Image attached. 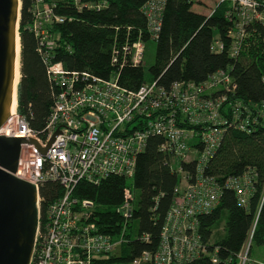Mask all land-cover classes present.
<instances>
[{
	"label": "built area",
	"instance_id": "built-area-1",
	"mask_svg": "<svg viewBox=\"0 0 264 264\" xmlns=\"http://www.w3.org/2000/svg\"><path fill=\"white\" fill-rule=\"evenodd\" d=\"M218 4L225 6L230 39L225 47L217 36L212 51L219 54L225 50L235 60L257 48L264 65V0H218ZM34 5L30 30L39 52L47 56L44 51L50 50L53 42L46 26L64 19L54 15L44 0H34ZM164 5V0H149L141 7L151 40L158 36ZM143 53L141 41L113 48L114 68L107 78L87 71L68 73L60 63L48 64L57 93L44 128L38 132L18 113L16 96L11 98L10 114L0 126V136L30 137L44 148L57 129L62 132L45 155L33 143L20 145L13 176L32 184L36 194L37 227L28 264H102L109 256H117L136 199L131 184L136 158L151 137L160 139L158 151L169 158L179 185L173 191L157 251L143 252L131 264H183L206 254L198 234V218L218 206L221 188L213 177L204 174L205 167L227 130L249 134L263 124L264 102L245 103L235 98L236 86L227 70L215 72L200 84L180 81L164 89L153 81L136 90L122 87L119 70L127 64H142ZM261 83L264 86V76ZM183 164H192L194 171L183 170ZM112 176L126 181L121 203L115 209L122 221L115 234L99 229L92 200L75 196L79 183L98 186ZM251 180L245 174L224 184L235 193L239 206L246 205ZM46 183L57 184L60 192L42 205L39 191ZM251 237L252 232L246 250L243 253L244 245L237 256L240 264L247 261ZM141 238L147 241L148 236ZM215 253L211 254V264L218 262Z\"/></svg>",
	"mask_w": 264,
	"mask_h": 264
},
{
	"label": "trees",
	"instance_id": "trees-1",
	"mask_svg": "<svg viewBox=\"0 0 264 264\" xmlns=\"http://www.w3.org/2000/svg\"><path fill=\"white\" fill-rule=\"evenodd\" d=\"M19 15V72L16 88L18 113L25 117L34 131L44 128L54 104L57 87L51 81L47 65L60 63L68 73L87 71L107 78L113 48L141 41L144 49L148 41L155 42L154 63L148 74L157 86L170 88L175 82L200 84L219 70H227L235 88V98L245 103H263L264 65L260 51L251 48L237 59L225 52L212 51L213 32L229 43L230 23L225 19V6L216 3L211 15L192 11L191 0H164V10L158 36L151 40L141 7L149 0H44L53 14L63 18L62 23L46 26L52 35V48L39 52L38 43L30 28L35 18L34 0H20ZM101 5L91 9V5ZM46 58V60L44 59ZM119 83L128 90H136L144 82L142 64L124 65L119 70ZM160 139L151 137L136 158L131 181L136 199L125 242L117 256H109L102 264H131L143 252L157 251L165 216L179 185L178 175L172 170L169 158L158 151ZM183 170L192 173V164H183ZM205 175L214 178L221 188L218 206L209 214L198 218V234L206 254L183 264H211L216 250L217 264H237V256L250 233L252 247L264 248V122L249 134L229 129L209 161ZM248 174L252 177L251 191L244 207L239 206L235 193L225 189L229 178ZM126 181L119 177L102 180L98 186L79 183L75 196L95 203L99 229L115 234L121 229V218L115 209L121 203ZM59 186L46 183L40 188L42 205L59 195ZM223 223V235L211 241L213 231L218 234ZM148 236L147 241L142 236ZM248 257V256H247ZM249 259V257H248ZM264 264V255L261 262ZM149 264V263H146Z\"/></svg>",
	"mask_w": 264,
	"mask_h": 264
},
{
	"label": "water",
	"instance_id": "water-1",
	"mask_svg": "<svg viewBox=\"0 0 264 264\" xmlns=\"http://www.w3.org/2000/svg\"><path fill=\"white\" fill-rule=\"evenodd\" d=\"M20 0H0V126L10 114ZM44 148L30 137L0 136V264H28L37 227L36 194L32 184L13 176L21 144L33 143L45 155L58 134Z\"/></svg>",
	"mask_w": 264,
	"mask_h": 264
},
{
	"label": "rangeland",
	"instance_id": "rangeland-1",
	"mask_svg": "<svg viewBox=\"0 0 264 264\" xmlns=\"http://www.w3.org/2000/svg\"><path fill=\"white\" fill-rule=\"evenodd\" d=\"M218 0H194L193 5H192V11L198 14H203L206 15L210 12V10L214 9L216 3ZM213 37H217V32H213ZM155 42L148 41L145 44V49L143 53V58H142V67L144 71V82L149 84L151 83L152 79L148 74V68L153 65L154 63V56H155ZM20 67V66H19ZM223 223L224 219H222V222L219 225L218 228V234L216 235L215 230L213 231L211 241H215L218 236L223 235ZM249 240L246 241V244L243 249V253L247 248ZM250 246V245H249ZM250 247H248L249 250ZM248 250H247V261L245 264H261V261L263 260V255H264V248L263 247H252V252L250 256L248 255ZM242 253V256H243ZM241 260H238L237 264H240Z\"/></svg>",
	"mask_w": 264,
	"mask_h": 264
},
{
	"label": "bare ground",
	"instance_id": "bare-ground-1",
	"mask_svg": "<svg viewBox=\"0 0 264 264\" xmlns=\"http://www.w3.org/2000/svg\"><path fill=\"white\" fill-rule=\"evenodd\" d=\"M19 39L16 36V53H15V60H14V77H13V83H12V97L14 98L16 96V88L17 84L20 79V72H19Z\"/></svg>",
	"mask_w": 264,
	"mask_h": 264
},
{
	"label": "crops",
	"instance_id": "crops-1",
	"mask_svg": "<svg viewBox=\"0 0 264 264\" xmlns=\"http://www.w3.org/2000/svg\"><path fill=\"white\" fill-rule=\"evenodd\" d=\"M262 262V261H261ZM262 264V263H261Z\"/></svg>",
	"mask_w": 264,
	"mask_h": 264
}]
</instances>
